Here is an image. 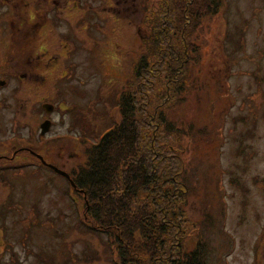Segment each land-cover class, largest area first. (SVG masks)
<instances>
[{
	"label": "rangeland",
	"instance_id": "rangeland-1",
	"mask_svg": "<svg viewBox=\"0 0 264 264\" xmlns=\"http://www.w3.org/2000/svg\"><path fill=\"white\" fill-rule=\"evenodd\" d=\"M222 1L199 30L201 59L191 69V86L169 112L183 135L189 186L184 209L203 226L208 264H264V0ZM82 7L55 9L53 26L35 14L27 19L21 0L0 5V58L11 46L19 62L16 77L0 88V131L16 132L8 124L28 120L30 134L38 133L40 101H57L58 89V100L78 107L60 113L63 120L47 130L68 132L69 124V132L83 129L89 137L70 143L75 147L59 143L46 154L61 153L54 162L66 169L75 162L74 172L86 162L88 144L118 120L116 94L131 73L141 36L151 32L150 23L143 30L137 26L142 0H89L85 15ZM65 13L85 16L87 28L78 31L82 21L73 26ZM68 29L74 30L71 38L60 40ZM75 39L78 51H72ZM71 61L76 69L67 67ZM23 72L28 75L18 80ZM18 100L25 101L23 108ZM68 185L42 167L0 171V221L13 251L9 264H115L106 235L80 221L84 202L75 193V202L70 199ZM195 241V235L187 237V249Z\"/></svg>",
	"mask_w": 264,
	"mask_h": 264
},
{
	"label": "trees",
	"instance_id": "trees-1",
	"mask_svg": "<svg viewBox=\"0 0 264 264\" xmlns=\"http://www.w3.org/2000/svg\"><path fill=\"white\" fill-rule=\"evenodd\" d=\"M222 4L142 0L137 26L150 23L151 32L141 36L131 73L116 94L119 118L88 144L87 160L72 177L84 202L80 221L106 235L115 264H208L203 226L184 209L183 135L169 112L200 63L199 30ZM78 136L82 143L89 137L85 130ZM191 234L196 241L187 249Z\"/></svg>",
	"mask_w": 264,
	"mask_h": 264
},
{
	"label": "flooded vegetation",
	"instance_id": "flooded-vegetation-1",
	"mask_svg": "<svg viewBox=\"0 0 264 264\" xmlns=\"http://www.w3.org/2000/svg\"><path fill=\"white\" fill-rule=\"evenodd\" d=\"M9 0H0V5L2 3L8 4ZM22 4L26 6L27 12L25 11L27 15V19H31L34 15L39 19V16H42V19L45 23L52 24L56 20L53 11L56 9L57 11L65 10V7L70 5L73 7L71 10H76L75 7L78 5H82V9L85 10L83 13L84 15L86 12H89V0H21ZM29 7L33 10H29ZM141 13V12H140ZM56 15H60L59 13ZM141 15V14H140ZM65 20H70L72 22V25L75 26L77 23L76 20H81L82 23L78 26V31H81L82 29L87 28V22L85 16H81L80 18H75L74 13H65L64 14ZM63 17V18H64ZM74 18V21L72 19ZM140 19V16H139ZM12 21V18H11ZM57 22V21H56ZM56 22L53 24V26L56 25ZM16 26L19 27L18 22H16ZM82 28V29H80ZM11 30V29H10ZM11 34L13 33V30H11ZM74 30H64L62 31L60 35L61 38H69L71 34H73ZM71 38V37H70ZM26 39V38H25ZM71 43V41H70ZM62 46L63 43L60 42ZM72 45V51H75L79 49V45L77 44V40L75 39L71 43ZM8 50L3 51V55L0 58V88H4L5 86L9 85L10 80H12V77H16L17 73L14 71L16 69V66H18L19 62L18 60L14 61V55L13 52L15 51L13 47H8ZM78 51V50H77ZM76 51V52H77ZM42 53V52H41ZM59 54L53 55L52 60L51 56L46 57V60L44 64H50L52 61L55 60L56 57H58ZM44 57V56H43ZM42 64V62H40ZM39 63L37 62V66ZM78 64L76 62H69L67 63V67L70 69H76ZM28 75L27 72H23L22 74H18L19 78L18 80H23L24 77ZM17 76V77H18ZM5 87V88H6ZM54 96L57 97L56 100H41L39 104V108L37 110L39 114L38 118V125L39 131L38 133L30 134L29 128H28V120L25 121H12L8 124L10 128H15L16 132H8L9 129L0 131V146L2 147V150L0 151V171H6L7 172H13L14 170H26L30 168V166H34L36 171H39V168H46L52 171L55 174H58L65 178L68 181L69 186H71L69 191V197L70 199L75 202V194L82 193L74 184L73 182V173L76 168L74 167V163L72 164V167L70 169H66L65 167H61L62 164H57L54 162L55 158H59L61 156V153H57V156L54 155L53 157H49L47 154H50L51 148L54 145H57L61 143L60 147H64L68 144L72 147H75V145L81 143V139H79V134H74L71 131L70 128H72V125L68 124V132H53V134L49 133L52 127L56 126V124L60 123L61 120H63V117H60V113H66L75 110L78 105L74 102H70L67 104L65 101L63 102L62 99L58 100V89L55 90ZM3 99L6 102L5 96H3ZM54 102H58L55 104ZM47 103L50 104V106H47L49 109L43 107V104ZM18 104L21 108H23L25 101L18 100ZM7 107V103L5 104L4 109ZM3 110L0 112V115L2 114ZM55 112L57 114V117L52 116V113ZM44 121H48V129L49 131H45V133H41L40 131V124ZM65 121V120H64ZM0 127H3V124H0ZM2 129V128H0ZM83 129H80L79 133ZM81 134V133H80ZM2 136V137H1ZM75 145H72V144ZM47 153V154H46ZM75 152H70V156H75ZM64 164V163H63ZM63 171L68 176L66 177L65 174L60 173L59 171ZM75 193V194H74ZM9 223L7 222V225ZM6 226L4 225V222L0 221V264H9V256L13 255L12 251V243L9 240H6L4 236V228ZM9 250V252H8ZM10 250L12 252H10Z\"/></svg>",
	"mask_w": 264,
	"mask_h": 264
},
{
	"label": "water",
	"instance_id": "water-1",
	"mask_svg": "<svg viewBox=\"0 0 264 264\" xmlns=\"http://www.w3.org/2000/svg\"><path fill=\"white\" fill-rule=\"evenodd\" d=\"M47 106H50V104H44V105H43V107L47 108L46 110L49 109ZM40 127H41V132H42V133L45 132V131L47 130V128H48V121H44V122L40 125ZM57 171H59V170H57ZM59 172L62 173V174H65L66 176H68V175H67L66 173H64L63 171H62V172L59 171Z\"/></svg>",
	"mask_w": 264,
	"mask_h": 264
}]
</instances>
